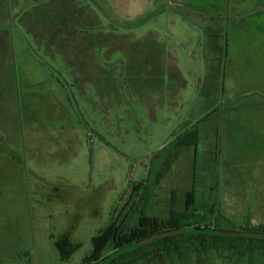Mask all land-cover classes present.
Instances as JSON below:
<instances>
[{"label":"rangeland","instance_id":"374dc122","mask_svg":"<svg viewBox=\"0 0 264 264\" xmlns=\"http://www.w3.org/2000/svg\"><path fill=\"white\" fill-rule=\"evenodd\" d=\"M85 1L0 0V264H81L114 207L119 220L136 202L135 228L142 206L163 219L190 190L199 208L215 202L222 227L264 223V0ZM102 12L121 33L91 28ZM148 34L164 49L159 84L144 95L124 84L125 99L111 91L102 104L92 54L125 53L128 38ZM55 61L75 78L56 82ZM194 125L195 146L152 162ZM142 179L146 199L131 192ZM62 234L79 245L65 261Z\"/></svg>","mask_w":264,"mask_h":264},{"label":"trees","instance_id":"16d2710c","mask_svg":"<svg viewBox=\"0 0 264 264\" xmlns=\"http://www.w3.org/2000/svg\"><path fill=\"white\" fill-rule=\"evenodd\" d=\"M78 2L83 6L88 5L85 0H78ZM102 14L107 18V21L102 24L99 20L101 26L94 25L91 28L106 35L121 33L119 28L124 26L123 23L114 24L105 13L102 12ZM16 17L17 15L9 17L7 23L11 29L17 26ZM126 24L131 26V23ZM81 27L86 29L89 26L82 24ZM125 27L127 28L128 26ZM127 45L128 47L126 49L128 50L125 53L121 50L115 51L102 45L98 49L96 48L95 57L92 54L94 58L92 59L91 57V60L94 61L92 64L96 65V67L99 66L97 68L99 75L96 90L102 104L107 102L105 98L109 99L108 97H110L109 94L111 91L114 95L113 97L125 99L129 93L124 91V84L129 85L134 91L140 92V94L142 93L141 95L145 94L144 88L149 84L152 88L159 84L157 77L163 74V68L160 66L162 55L164 54L162 45L151 34L136 40L130 37L128 38ZM104 49L110 50V52L107 51V56L102 53ZM130 50L135 51V54L131 55L127 53ZM139 61H143V63L140 65L137 64ZM55 62H57V67L50 70L56 82H59L58 76H61V79L65 82L68 79L73 80L75 78H67L63 73L69 67H65L61 61ZM119 63H122L121 65L124 64L123 70H119ZM132 65L136 66L137 69H132ZM146 65L148 68H145ZM141 67H144V70L140 69ZM51 68L54 67L51 66ZM144 71H146L145 78L143 77ZM177 76L179 84L182 86V78L180 75ZM116 85L119 86L122 92L118 91ZM153 90L155 89L153 88ZM197 140L198 130L196 125L178 134H173L172 139L151 156L152 162H155L160 153L171 145L175 147H190L195 146ZM169 164L170 154L168 152L162 162L163 172L160 171L155 175L156 181L161 179L163 173L168 171ZM146 189V180L142 179L132 185L131 192H134L137 198L146 199ZM173 200L174 198H172V202ZM214 203H206L199 208L195 200L194 192L190 190L184 194V209L177 210L170 208L166 218L161 219L156 216H150L144 206H142V208L138 209L139 216L135 228H130L127 218L131 216L130 213L133 209L135 210L136 202L133 207H130L125 216L119 220L112 218V213L115 212L114 207L107 224L90 238L91 249L83 256L81 264H96L107 255L127 245L158 233L181 228L192 227L264 233V223L258 225L246 223L245 226L239 228L233 225L222 227L219 220L221 218L224 220L227 219H225ZM54 246L58 251L60 261L68 260L75 250L79 248V245L72 243L69 234L60 235L54 241ZM215 258L224 259L228 264H264V239L232 233L185 231L159 237L150 242L138 245L104 264H167L169 262L170 264H206ZM14 262L17 263L18 261L14 260ZM20 264L28 263L22 262Z\"/></svg>","mask_w":264,"mask_h":264},{"label":"water","instance_id":"95a60500","mask_svg":"<svg viewBox=\"0 0 264 264\" xmlns=\"http://www.w3.org/2000/svg\"><path fill=\"white\" fill-rule=\"evenodd\" d=\"M190 232V231H197V232H201V233H213V232H220V233H232V234H238L241 236H246V237H252V238H260V239H264V233H259V232H254V231H240V230H212V229H204V228H192V227H187V228H181V229H176V230H172V231H168V232H162V233H158L155 235H152L148 238L142 239L138 242H135L133 244L127 245L109 255H107L106 257H104L102 260H100L99 262H97L96 264H104L107 261L114 259L118 256H120L121 254H123L125 251L130 250L138 245H142L144 243L150 242L156 238L159 237H163V236H167L170 234H175V233H180V232Z\"/></svg>","mask_w":264,"mask_h":264}]
</instances>
